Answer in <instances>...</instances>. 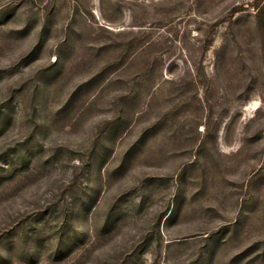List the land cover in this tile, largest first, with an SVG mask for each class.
Listing matches in <instances>:
<instances>
[{"label": "rangeland", "instance_id": "1", "mask_svg": "<svg viewBox=\"0 0 264 264\" xmlns=\"http://www.w3.org/2000/svg\"><path fill=\"white\" fill-rule=\"evenodd\" d=\"M0 264H264V0H0Z\"/></svg>", "mask_w": 264, "mask_h": 264}]
</instances>
